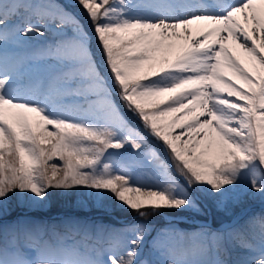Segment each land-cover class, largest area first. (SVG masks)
Returning a JSON list of instances; mask_svg holds the SVG:
<instances>
[{
  "label": "snow or ice",
  "instance_id": "obj_1",
  "mask_svg": "<svg viewBox=\"0 0 264 264\" xmlns=\"http://www.w3.org/2000/svg\"><path fill=\"white\" fill-rule=\"evenodd\" d=\"M50 190L232 218L154 230L145 258L146 223L8 218ZM0 264H264V0H0Z\"/></svg>",
  "mask_w": 264,
  "mask_h": 264
},
{
  "label": "rangeland",
  "instance_id": "obj_2",
  "mask_svg": "<svg viewBox=\"0 0 264 264\" xmlns=\"http://www.w3.org/2000/svg\"><path fill=\"white\" fill-rule=\"evenodd\" d=\"M56 1V0H53ZM63 4L68 5L73 0H61ZM58 3V2H57ZM79 12V9H72ZM81 18L85 20L81 14ZM89 31H91L89 27ZM93 51L96 54V58L99 60L100 52L97 48L95 41L93 40ZM131 122L140 127L139 122L128 117ZM155 144V142H153ZM51 195L49 197L48 207L44 210H31L27 206L23 205L19 200L14 199L12 203V213L8 217L14 219L18 216H33L52 218L53 216H76L81 218H87L95 221L103 222L106 225L121 228L126 224L131 223H146L149 225L150 234L145 239L144 256L148 257L150 249V243L152 237L155 235L154 230L162 229L169 224H175L180 229L194 230L202 223H208L213 226H217L220 223L230 220L232 217L226 215L224 212L216 207V203L210 196L200 197V211L188 210L181 213H171L163 216L149 217L147 219H141L134 215L133 212L125 209H121L114 201L105 200L104 207H98L97 203L93 200L87 190L72 191L64 193L61 191L50 190ZM262 204L259 200L248 201L243 207H238L233 210L234 216H240L245 211L251 210L252 212H259ZM55 214V215H54Z\"/></svg>",
  "mask_w": 264,
  "mask_h": 264
},
{
  "label": "bare ground",
  "instance_id": "obj_3",
  "mask_svg": "<svg viewBox=\"0 0 264 264\" xmlns=\"http://www.w3.org/2000/svg\"><path fill=\"white\" fill-rule=\"evenodd\" d=\"M47 39V37H43V38H38V41L34 42V43H38L41 40ZM247 213H251V210L245 211L244 214L241 215V217H243L244 215H246Z\"/></svg>",
  "mask_w": 264,
  "mask_h": 264
}]
</instances>
